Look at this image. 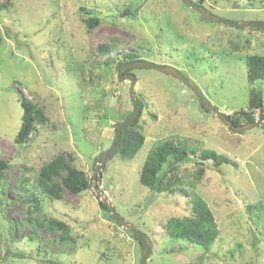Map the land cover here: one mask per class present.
Masks as SVG:
<instances>
[{"label":"rangeland","instance_id":"rangeland-1","mask_svg":"<svg viewBox=\"0 0 264 264\" xmlns=\"http://www.w3.org/2000/svg\"><path fill=\"white\" fill-rule=\"evenodd\" d=\"M203 1L215 17L264 22V0ZM90 16L100 23L88 29ZM251 55L264 56V29L209 21L180 0H10L0 10V160L9 163L0 177L8 201L0 217V264H138L139 245L99 207V191L92 188L96 157L109 149L132 109L130 85L116 77L118 63L174 68L236 119L234 112L245 110L255 93L264 110V79H246ZM131 73L135 97L145 104L139 120L144 144L132 159L107 161L100 187L116 213L151 240L146 264H264L263 220L256 217L264 203V126L233 133L176 78L144 68ZM19 96L47 117L22 145L14 143ZM253 114L259 120V110ZM164 141L195 149L176 165L173 194L139 183L148 152ZM203 150L235 164L199 161ZM61 152L72 155L90 188L78 196L63 189L60 200L39 195L41 210L33 217L65 222L74 244L61 240L60 230L27 221L39 168ZM185 193L202 199L213 215L218 234L206 249L165 231L167 220L190 214L192 197Z\"/></svg>","mask_w":264,"mask_h":264},{"label":"trees","instance_id":"trees-1","mask_svg":"<svg viewBox=\"0 0 264 264\" xmlns=\"http://www.w3.org/2000/svg\"><path fill=\"white\" fill-rule=\"evenodd\" d=\"M0 5V10L4 9L9 3ZM252 1V0H248ZM203 0H197V5L203 6ZM84 14L88 12L80 9ZM88 29L99 25V19L96 17H86ZM100 51H105L106 46H99ZM134 59L122 60L118 63V67L126 63L134 62ZM246 79L249 83H254L256 80L264 79V56L251 55L246 58ZM133 69L124 71V74H130ZM19 104L22 110L21 123L19 130L14 137L16 145H22L27 140L28 136L35 131L36 124L44 123L47 120L45 114L35 107L30 101L19 96ZM140 105V113L135 122L129 127L122 130L120 135L119 146L115 155H119L123 159H132L139 149L144 144L145 135L143 129L139 125V120L142 115L145 104L136 98ZM200 107L207 111L199 102ZM259 110V119L264 118L263 107L261 99L257 97L256 93L248 102L245 110L234 112L233 115L237 118L233 119L231 116L227 117L233 122L234 125L239 126L242 119L245 124L256 121L253 111ZM129 114L127 115V117ZM126 117V118H127ZM240 117V118H239ZM125 118V119H126ZM123 119V120H125ZM122 120V121H123ZM264 126V124L260 125ZM258 127V126H257ZM195 155V149L189 147L182 142L174 143L172 141H164L157 143L156 146L148 152V155L141 167L139 174V183L143 187L150 189L154 192L175 193L176 186L175 180L176 165L184 162L190 156ZM211 160L218 167L221 164H235L233 161L227 159L223 155H218L212 150H203L199 155V161ZM9 168V163L5 160H0V177L3 172ZM173 173V174H172ZM174 178V179H171ZM91 179L82 170L77 169L72 164V155L67 152H61L53 157L49 162L44 163L38 171L37 179L34 182V191L28 194V200L31 205L28 206L27 221L35 227L42 229L46 228L50 231L60 230L58 237L66 242L76 243V239L71 235V228L65 223L55 219H50L46 224L38 218H34V213L41 210L42 199L38 198L39 195L49 200H60L61 192L67 189L72 194L78 196L90 188ZM186 196H191L192 206L190 207V214L182 217H173L166 221L164 224L167 236L170 238L186 240L196 246L204 247L205 249L216 238L218 231L215 225L213 215L206 203L193 195V193H185ZM8 204L4 195V189L0 190V217H4L1 211ZM99 207L106 212L108 209L103 203L98 202ZM250 212L255 213L254 208H248ZM256 217H261L264 226V203H258ZM260 213V215H259ZM6 231V230H5ZM132 239L137 242L140 247L141 256L143 254V246L139 239L130 231H127ZM29 241H33L32 237H28ZM191 263V264H198Z\"/></svg>","mask_w":264,"mask_h":264},{"label":"water","instance_id":"water-1","mask_svg":"<svg viewBox=\"0 0 264 264\" xmlns=\"http://www.w3.org/2000/svg\"><path fill=\"white\" fill-rule=\"evenodd\" d=\"M8 0H0V5L6 3ZM185 6L188 8L198 12L201 14V16L205 19H208L209 21L220 23L228 26H234V27H248V28H259L264 29V22H235V21H228L225 19H221L218 17L213 16L211 13H209L203 6L197 5L191 0H180ZM135 68H144V69H152L164 72L174 78H176L178 81L183 83L186 87H188L196 96L197 100L200 102V104L206 109L211 112H213L217 118L221 121V123L231 132L233 133H242L245 131H248L250 129H253L257 126H260L264 124V118L256 120L251 123H247L244 125L236 126L233 124V122L227 117V114L222 113L216 106L212 105L207 98L203 95L201 90L184 74L179 72L178 70L168 67V66H162L157 65L153 63H149L142 60H136L134 62L126 63L124 65H121L117 69V80L119 81H128L130 85V91H129V98L132 105L131 112L129 116L120 122L115 129V132L113 134L112 143L109 149L105 150L104 152L100 153L96 159L94 164L92 165V172H93V180L97 183V186L95 184H92V188L96 187L99 191L97 193V196L99 198V202L103 203V205L108 209L111 219L114 221V223L128 231H130L133 235H135L139 241L142 243L143 246V254L139 260L138 264H146L148 261V258L151 254L152 249V242L149 239V237L143 233L142 231L135 228L132 224L125 221L122 217L119 216V214L116 213L113 206L105 199V194L101 190L100 183H101V174L100 170L105 165L107 161H109L116 153L117 148L119 146L120 141V135L123 129L129 127L132 125L135 120L137 119L139 113H140V105L138 104L135 93H134V85L136 82L135 76L130 74H124V71L128 69H135ZM259 98V96H258Z\"/></svg>","mask_w":264,"mask_h":264}]
</instances>
